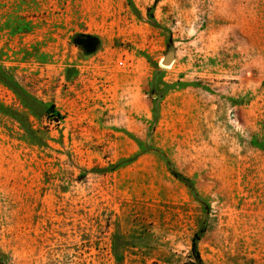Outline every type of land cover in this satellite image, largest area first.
<instances>
[{"label": "rangeland", "instance_id": "374dc122", "mask_svg": "<svg viewBox=\"0 0 264 264\" xmlns=\"http://www.w3.org/2000/svg\"><path fill=\"white\" fill-rule=\"evenodd\" d=\"M0 264H264V0H0Z\"/></svg>", "mask_w": 264, "mask_h": 264}, {"label": "water", "instance_id": "95a60500", "mask_svg": "<svg viewBox=\"0 0 264 264\" xmlns=\"http://www.w3.org/2000/svg\"><path fill=\"white\" fill-rule=\"evenodd\" d=\"M175 51L176 49L173 42H170L164 59L162 60L163 65H171L173 63L175 58Z\"/></svg>", "mask_w": 264, "mask_h": 264}, {"label": "trees", "instance_id": "16d2710c", "mask_svg": "<svg viewBox=\"0 0 264 264\" xmlns=\"http://www.w3.org/2000/svg\"><path fill=\"white\" fill-rule=\"evenodd\" d=\"M193 251L195 253V257L196 259L199 261V262H202V258L199 254V251H198V245H197V241H196V238L194 239V242H193Z\"/></svg>", "mask_w": 264, "mask_h": 264}]
</instances>
